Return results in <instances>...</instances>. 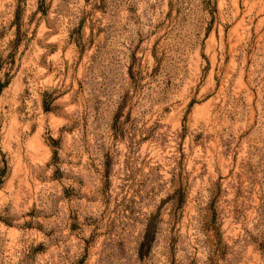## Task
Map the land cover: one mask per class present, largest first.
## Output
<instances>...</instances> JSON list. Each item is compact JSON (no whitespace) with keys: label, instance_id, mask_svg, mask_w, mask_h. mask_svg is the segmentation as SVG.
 Instances as JSON below:
<instances>
[{"label":"rangeland","instance_id":"374dc122","mask_svg":"<svg viewBox=\"0 0 264 264\" xmlns=\"http://www.w3.org/2000/svg\"><path fill=\"white\" fill-rule=\"evenodd\" d=\"M0 86V264H264V0H0Z\"/></svg>","mask_w":264,"mask_h":264},{"label":"trees","instance_id":"16d2710c","mask_svg":"<svg viewBox=\"0 0 264 264\" xmlns=\"http://www.w3.org/2000/svg\"><path fill=\"white\" fill-rule=\"evenodd\" d=\"M0 89H1V86H0ZM46 110H48V108H46ZM146 235L148 236V240L147 241H150L153 239L154 237V230H153V227L151 226V224H149L147 226V232H146Z\"/></svg>","mask_w":264,"mask_h":264}]
</instances>
